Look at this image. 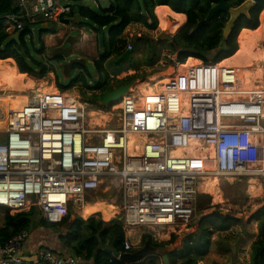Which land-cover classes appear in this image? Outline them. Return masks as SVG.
I'll list each match as a JSON object with an SVG mask.
<instances>
[{"label":"built area","instance_id":"obj_1","mask_svg":"<svg viewBox=\"0 0 264 264\" xmlns=\"http://www.w3.org/2000/svg\"><path fill=\"white\" fill-rule=\"evenodd\" d=\"M12 2L16 11L4 15L12 30L24 28L22 17L27 24L73 23L72 0ZM35 31L32 26L26 38L35 37ZM127 49L132 50V44ZM262 62L261 76L252 83L261 81L260 88L250 91L238 89L228 69L216 84L198 85L197 71L209 65H188L179 80L173 74L169 85L161 84L146 99L150 106L139 104L131 93L122 96L116 105L120 123L113 128L88 121V103L58 89L28 94L15 108L10 104L15 97H10L3 101L6 109H0V208L17 213L36 207L57 222L71 203L84 205L89 193L112 189L126 232L120 258L133 248L137 230L156 236L189 224L207 177L244 178L264 199ZM162 87L166 89L160 93ZM188 147L198 154L211 147L212 155L206 156H212L214 170L195 167L193 157L184 152ZM177 149L183 152L175 154ZM28 235L22 230L0 241V264L22 261ZM36 261L80 264L81 257L43 249Z\"/></svg>","mask_w":264,"mask_h":264},{"label":"trees","instance_id":"obj_2","mask_svg":"<svg viewBox=\"0 0 264 264\" xmlns=\"http://www.w3.org/2000/svg\"><path fill=\"white\" fill-rule=\"evenodd\" d=\"M148 1L146 2L148 3ZM225 1L230 7H233L240 5L245 0ZM123 2H127V0H114L113 6L106 10L96 7H81V15L88 19L89 23H95L99 26H111L112 48L110 52L107 51L95 61V67L98 72L101 75L104 74L98 80L97 84H95L96 86L89 85L82 73L68 87L57 81L58 87L62 91L76 84L83 83L89 90L101 91V94L93 95L95 99H100L103 93L109 91L114 86H119L134 78V76H131L129 80H120L116 85H110V74L107 73L105 66L106 61L111 56L117 59L124 51L126 41L121 40L119 36L127 24L134 20L130 10L122 7ZM155 2L157 4L169 5L173 10L183 12L187 16L186 23L171 40L160 39L157 43L168 47V55L177 54V61L183 63L180 64V69L194 63L201 64V60L195 58L213 63L208 72H206L207 66H201L197 71V78L207 85L213 83V74L217 65L224 59L233 56L239 49L237 39L241 30L244 28L257 29L259 27V16L264 9V0H253V5L249 10V16L243 15L235 22L232 29L226 32L225 28L229 19L228 11H218L211 19L205 20L211 7L214 3H217V0H192V5L190 6L187 0H158L151 3L154 5ZM14 11H16V8L12 0H0V59L12 58L19 72L36 78H44L52 70L51 65L40 57L47 47L42 40L38 44L40 48L37 49L35 37L26 38V34L30 31V28L38 23L41 24V22H29L27 27H24L20 31V39H16L14 34L17 31H10L4 18L5 14ZM150 15L153 22L149 24L145 21V24L148 28H154L157 23L156 17L153 12H150ZM202 20H205V22L198 27L199 22ZM152 42L153 39L150 36H144L143 43L146 45V55L142 58V63L148 66L156 65L161 58L158 49L152 48ZM133 57L132 55L130 60L123 62L127 61L129 65L133 64L136 68L138 67L137 59L135 64L133 63L135 60ZM37 210L36 207H32L30 210L15 214L9 211L5 212L2 218L3 223L0 225V241H7L22 230H28L30 232L36 221L35 215ZM253 217L259 220L260 231L256 241L253 243L252 264H264V252L260 254V249L264 246V206ZM42 225L47 228L57 229L59 232H61L62 227L65 228V233L58 232L59 241L70 251L71 255L81 257L80 264H138L126 263L118 257L123 252L124 241L126 239L123 223L119 219L104 221L96 217V214L87 219H83L80 216H76L73 219L71 217V211L68 210L66 215L57 222H51L45 217L42 219ZM194 236L199 243L198 245H202L204 241L209 242V231L206 228L194 233ZM143 238L146 241L153 240L147 233L143 235ZM153 245L162 247L164 243L153 241ZM136 250L132 248L131 252ZM54 252L57 253V251ZM187 259L185 264H198V260L194 256H189ZM10 264H32V262L21 261ZM39 264L49 263L41 262ZM150 264H155V259H151Z\"/></svg>","mask_w":264,"mask_h":264},{"label":"rangeland","instance_id":"obj_3","mask_svg":"<svg viewBox=\"0 0 264 264\" xmlns=\"http://www.w3.org/2000/svg\"><path fill=\"white\" fill-rule=\"evenodd\" d=\"M94 1L95 0H78V3L83 7L87 6L94 8ZM64 23L68 25H65L66 27H62L60 25L55 24L57 33L55 34L54 39L58 40L60 38L58 36H61L60 32L63 31H66L67 33H72V37L73 35H75V31L70 28L71 20L67 19V21ZM34 27L36 30L45 29V27L40 23L34 25ZM50 34L51 32L43 34L44 45H46L47 48L45 49V52L40 55V57L51 65L50 67L52 70L49 71L47 76L44 78H36L29 75H26V79L21 78L23 80H20L21 82H25L26 80H28V78L29 80H33L35 86L29 87L25 90H22L21 92L18 91L19 94L24 93L25 95H34L38 93L47 92L49 91V88L51 91V89H54L55 86L56 89L62 91L58 87L57 81L63 83L66 87H68L70 80L66 79L62 75L61 67L56 65L53 66L51 64L52 49L54 48V46H49ZM60 40L56 42V45L62 42L64 38ZM237 40L239 43V36ZM263 41L264 39L261 41V43H259L256 49L257 51L263 50ZM36 48H40L38 44H36ZM140 54L138 55L139 59L137 58V56H135V54L133 57L135 59L133 63L135 64L137 59L138 67L136 68L133 64L129 65L127 61L118 64L116 62L117 59H115L114 56H111L106 61L105 66L108 74L115 73L114 77H109L110 85H116L118 81L129 80L131 76H134V78L132 79H135L136 82L131 88L130 93L135 96L139 104H144V101H141L143 97V91L141 89L142 86L144 88L145 84L153 80L155 82H159V80L163 78L170 79V77H172L175 73L177 74L176 78L178 79L180 76V72L178 71L177 66L175 67L170 63L171 58L177 61L176 53L167 56L164 55L160 63L158 62L154 66H148L142 63V58L146 55V49L143 53ZM73 55V57H77V53L74 52ZM259 56H261L260 52H258L257 54V59ZM89 57L90 59L87 57H83L85 59L84 65L82 66L81 70L76 69L73 72L72 77H75L78 73H80V71H82L87 83L88 81H92V84H90L92 86L97 84V76H100V73L95 67V61L98 60L101 56H99L98 54L97 57ZM202 62L209 66L212 65V63L209 61L202 60ZM254 62H256L255 59ZM10 64L11 62L9 61L2 62L0 64V76L2 73L4 74L9 70ZM262 65L263 62L261 60L255 64V67ZM252 67L246 68L252 71L251 73L253 77H250L251 86L252 81L257 77L255 69H252ZM117 72L118 74H116ZM241 76H244L243 73H241ZM9 81L11 82L13 80ZM0 82H2L0 83L1 95L7 92L8 88H6L7 84L4 80L0 79ZM243 83L244 82H240L241 85ZM260 84L261 81H259L256 86H259ZM16 88L20 90L21 87L20 85H17ZM63 92H66L70 96H78V98L81 99L83 102L88 103V121L91 120L93 124H99L100 127L106 126L113 128L118 126V124L120 123L119 111L116 108L117 103H113V105L111 104L103 106L100 104V99H95L93 97L94 94H101V91L89 90L83 85V83H79ZM0 109H2L3 111L6 109V105L3 102H0ZM93 111L98 112V115L92 116L91 112ZM102 114H105L108 118H105L106 120H100L99 118L100 116H102ZM98 122H101L102 124ZM3 124V119H0V127H2ZM209 169L214 170V167L211 168L209 166ZM212 177L213 176L208 177L210 179L206 178V180L204 181L205 183H203V185L201 186V192L198 194L199 196L196 205L195 218L189 224H180L175 227V229L159 231L156 236L153 232L147 233L153 239L151 240V244H153V241H156L163 242L164 245L162 247H157L155 245L156 251L154 253H151L142 261L137 262L138 264H150L151 259H155V264H164L160 249L169 250L168 257L171 264H185L189 256H194L196 260H198V264H252V257L254 251L253 243L254 241H256L260 231L259 220L253 216L258 213L260 209L263 208L264 199L261 198L262 196L259 193L249 194V192H247L249 190L248 182L244 178H232L233 180H226L223 176H216L220 180L218 188L215 190V192L214 190L212 192L208 191L206 187V182L208 180H211ZM98 191H104L105 193L112 191V189L103 190V188H101ZM112 193L113 191L111 192V194H109V196H113V198H110L109 196L102 197L98 192H91L85 199V204H96V202H103L105 204H108L105 207L106 213L94 211V213H89L90 215H86L85 217L83 215V205L71 203L68 209L71 211V217L74 219L76 216H80L83 219H87L90 216L99 212L98 214H96V217H99L104 221H112L114 219L120 220V214L118 213V208L115 205L114 195H112ZM109 205L112 207H116H114V214L110 212L111 208H109ZM5 212H7V210L0 208V224L3 223L2 218ZM35 216L36 221L31 229V231L34 233H36V228L39 229V227L43 226L42 219L45 218L44 214L40 210H37ZM205 228L209 231V242L204 241L202 245H198L199 243L197 242L194 233L202 231ZM64 229L65 228L62 227L61 231H65ZM133 233V248L139 249L144 247L146 239L143 238V235L145 234V231L137 230ZM170 247L174 249L172 250L170 249ZM21 258L23 260V256Z\"/></svg>","mask_w":264,"mask_h":264},{"label":"crops","instance_id":"obj_4","mask_svg":"<svg viewBox=\"0 0 264 264\" xmlns=\"http://www.w3.org/2000/svg\"><path fill=\"white\" fill-rule=\"evenodd\" d=\"M146 1L147 0H127V2L122 3V7L130 10V13L133 16L134 20H132L129 24H127V26L124 28V30L122 31L119 38L121 40L126 41L123 50H127L128 44H132L133 56L135 54V56L138 57V55L140 53H143L146 49V45L143 43L144 36L145 35L150 36L153 39V42H155V48L158 49V52H159L160 57H161L160 58V61H161L162 58L164 57V55L165 56L168 55L169 49L167 46L161 45L160 43H157V42L160 39H163L164 33L168 32V31H169V34H171V39H172L173 36L178 32V30L186 23L187 16L183 12H178V11L173 10L169 5L157 4L156 2L153 5L151 3L154 1H158V0H151V2L149 0L148 3ZM113 2H114V0H108L107 3L102 4V5L100 4V5L104 8L110 9L111 6H113ZM187 3L189 6L192 5V0H187ZM84 7H87V6H84ZM95 7L96 6L94 5V8ZM150 12H153V14L156 17L157 23H156V27H154V28H148L147 25L145 24V21H147V23H149V24H151L153 22V19L151 18V15H150ZM74 13H75V11H74ZM82 18H83V21L85 23H83L81 25H77V23L75 21V14H74V18L72 19L73 23L70 24V28L75 31V35H73V37H72V35H71L72 33H67L66 31H63V32H60L61 36L57 35L58 37H60L58 40L54 39V36L57 33L56 28H55V24H52L53 28H54L53 31L47 30V28H49V26L51 24H46V23L41 24L46 29V30H44V31H46L45 33L51 32V34L49 35V41H50L49 46L55 47L57 45H64V42L67 43V41H64V40L71 39L72 43H70V45L73 48V53L74 52L77 53V57H87L89 59H90L89 56L97 57L98 54H99V56H102L108 50H111V48H112V45H111V26H109V25L99 26L95 23L89 24L88 19L84 18L83 16H82ZM259 20H260L259 28L264 29V9L260 13ZM8 29L10 31H13L11 28H8ZM100 29H103V39L101 37ZM255 30H257V29L244 28L241 30L239 35H241L242 32H244V34L246 32L255 33ZM62 38H64V40H63L64 42L62 41L56 45V42ZM255 39L258 41H254L249 46H248V43L246 44L247 45L246 46L247 47V52H246L247 55L245 54L243 59L240 58L241 60H239V59L233 60L229 64V66L227 67V69L229 70V73L232 71L233 66H230L232 64H236L237 66L248 65L249 67H252L254 65L252 67V69L254 68L256 71V67H255L256 63L254 62V60L248 61V60H245L244 58H251L252 59L253 57L251 56V54H258V52H260V54H261L260 57H263L264 51L263 50L257 51L256 49H257L259 43H261V41L264 39V31H263V36L261 39L260 38H255ZM244 40H245V37H244ZM151 46H152V43H151ZM239 49H240V42H239ZM189 58H195V57H189ZM231 58L232 57H229L226 59L228 60ZM195 59L201 60L199 58H195ZM226 59H224V60H226ZM8 61L11 62V64L9 65V70L7 72H5L4 74L2 73L0 76V79L4 80L5 83L7 84L6 88L17 89L16 86L20 85V87L22 88V89L20 88V90H25L29 87L35 86L34 81L31 79L27 80L25 82H21L19 80L17 81V80L12 79L13 81H11V82H13V83H11L9 81L11 79H10V77H8V76H10V74H9L10 69L12 67H15L18 70V68L16 66L14 59H12V58L0 59V64L2 62H8ZM160 61H159V63H160ZM180 64H183V63H181V62L179 63L177 61L176 66H177V69L180 72V76H181V73L183 72V70L188 65L185 66L184 68L180 69L179 68ZM260 67H262V66H260ZM243 71L246 72L247 69H245ZM18 72H19V70H18ZM20 74H23L24 76L25 75L28 76V74H26V73L20 72ZM114 74L115 73H111L110 77H114L115 76ZM116 74H118V72ZM260 75H257V77H259ZM180 76L177 80L180 79ZM214 76L215 75L213 74V79H214ZM232 76H234V75H232ZM100 78H101V74H100V76H97L98 80ZM196 79L198 81L202 82L200 79H198V78H196ZM170 81L171 80L168 78H163V79L159 80V82H155L154 80L150 81L149 83L145 84L144 88L142 86L141 89L143 91V93H142L143 97H142L141 101H144L143 105L145 107H147V105L150 106L149 105L150 103L146 102V99H148L147 95H146L147 92L153 93V95H155L156 89H158L161 84H166V86H167V85H169ZM0 83H2V82H0ZM88 84L89 85L92 84V81H88ZM203 84H205V83H203ZM237 84H238L237 85L238 89L245 90L244 87H246V86H242L238 82H237ZM205 85H207V84H205ZM55 87L53 90H56ZM165 89H166V87H162L160 89L161 90L160 93H162V91H164ZM5 93H7V92H5ZM13 93H18V91L13 92ZM67 96L68 97H74V98L76 97V96H70L68 94H67ZM96 192H98V191H96ZM98 213L99 212H97L96 214H98ZM90 214H88V215H90ZM48 229H50V230H48ZM35 230H36V233H34L32 231H30V232L28 231L29 235L27 237V240L24 244V248L22 250V256H23L22 262L26 261V262H32V264H38L36 261V255L40 250H43V249H51V250L57 251V253L62 254V255H69L70 254V251L67 248H65L61 244V242L59 241V235H58L59 231L57 229L45 228L44 226H41V227H39V229L36 228ZM59 233H65V231H61Z\"/></svg>","mask_w":264,"mask_h":264},{"label":"water","instance_id":"obj_5","mask_svg":"<svg viewBox=\"0 0 264 264\" xmlns=\"http://www.w3.org/2000/svg\"><path fill=\"white\" fill-rule=\"evenodd\" d=\"M72 1L74 2L75 5L74 7L75 21L77 25H81L85 23L81 15V5L78 3V0H72ZM107 1L108 0H95L93 3L97 8L106 10L107 8H104L101 5L105 4V2ZM252 5H253V0H245L240 5L233 7H230L225 0H217V3L213 4L205 20L211 19L213 15L218 11L221 10L228 11L229 19L225 31L229 32L238 19H240L243 15L249 16V10L252 7ZM20 20L22 21L24 27H27L26 19L22 17L20 18ZM205 20L200 21L198 27L202 25L205 22ZM44 30L46 29H37L35 31V42L37 44H39L43 40V34H45L46 32ZM47 30L53 31L54 30L53 25L51 24L49 28H47ZM100 32H101V37L103 39V29H100ZM14 37L16 39H20L21 32L20 31L15 32ZM163 39L171 40V34H169V31L164 33ZM67 43L69 45H57L54 47V49L52 50L51 64L53 66L55 65L60 66L62 69V75L66 79H69L71 83L72 81L77 80L81 76L82 71H80V73H78L75 77H72L73 72L76 69L81 70L82 66L85 63V59L83 57H73L74 56L73 48L70 45V43H72L71 39H68ZM152 48L153 49L155 48V42H152ZM108 52H110V50H108ZM132 55H133L132 50H128V49L124 50L122 54L117 58L116 62L119 64L125 60H130L132 58ZM170 63L175 67L177 65V61L173 58L170 59ZM135 82H136L135 79H131L124 84H121L119 86H114L109 91L102 94L100 99V104L105 106V105H111L113 103H117L122 98V96L129 94L131 92V87L135 84ZM111 192L112 191L104 193V191H98V193L103 197L109 196ZM170 249L173 250L174 248L170 247ZM155 251H156V247L153 244H151L150 240H147L145 242L144 247L139 248L134 252L123 253L120 256V259L126 263H137L142 261L147 256H149L151 253H154ZM263 252H264V246L260 249V254H263ZM160 253L162 255L163 263L171 264L168 257L169 250L160 249Z\"/></svg>","mask_w":264,"mask_h":264},{"label":"bare ground","instance_id":"obj_6","mask_svg":"<svg viewBox=\"0 0 264 264\" xmlns=\"http://www.w3.org/2000/svg\"><path fill=\"white\" fill-rule=\"evenodd\" d=\"M259 28V27H258ZM257 28V30H255V33H253V32H251V33H249V32H246L245 34H244V32H242V34L241 35H239V38H240V49H238L237 50V52L233 55V56H231L232 58L231 59H226V60H223V61H221L218 65H217V67H216V69H215V72H214V80H213V83L211 84V86L212 85H214V84H216V82H217V77L219 76V75H221V74H224L223 72L227 69V67L229 66V64L233 61V60H236V59H239V60H241L240 58H242L243 59V57H244V55L246 54L247 55V43H248V46L249 45H251L254 41H258V40H256L255 38H262V36H263V31H264V29L263 28H259L258 29ZM262 35V36H261ZM244 37H245V40H244ZM251 56L253 57L252 59L251 58H244L245 60H248V61H251V60H256V62L255 63H257L258 61H261V60H263L264 59V55H263V57H261L260 58V56L258 57V59H257V54H251ZM230 66H233L232 67V71L230 72V73H232L233 75H234V78L237 80V82L238 83H240V82H244L243 84H242V86H246V87H244V89H245V91H250V90H254L255 88H252V87H256V85L255 86H251L250 84V81H251V78L250 77H253L252 76V71L250 70V69H247V71L246 72H244L243 70L244 69H246V68H251V67H249L248 65H241V66H237L236 64H232V65H230ZM210 67H211V65L210 66H207V68H206V72H208L209 71V69H210ZM244 68V69H243ZM261 72H262V68L260 67V66H258V67H256V71H255V73H256V76L257 75H260L261 74ZM241 73H243V77L241 76ZM250 73V74H249ZM9 74H10V79L12 80H22V79H26V75L24 76L23 74H20V72H18V70L15 68V67H12L11 69H10V72H9ZM22 78V79H21ZM239 79V80H238ZM28 80H29V78H28ZM197 80V79H196ZM255 80V79H254ZM253 80V81H254ZM23 81V80H22ZM27 81V80H26ZM253 81H252V83H253ZM197 84L198 85H205V84H203L202 82H200V81H198L197 80ZM205 86H207V85H205ZM208 86H210V85H208ZM217 86V85H216ZM258 86V85H257ZM133 87V86H132ZM131 87V88H132ZM258 88H260V86L258 87ZM257 88V89H258ZM53 89V88H52ZM51 89V90H52ZM16 91H22V90H18V89H8V91H7V93H5V94H1L0 95V102H5V101H8L9 99H10V97H15L12 101H11V106L12 107H19L20 105H22L24 102H25V100L28 98V95H25L24 93L23 94H20L19 96H12L13 94V92H16ZM49 91H50V88H49ZM146 95H147V98L148 99H150L151 97H152V95H153V93H150V92H147L146 93ZM70 99H72V100H75V98H72V97H69ZM117 108V107H116ZM101 113V112H100ZM91 115L92 116H94V115H98V112H91ZM105 118H108L105 114H102V116H100V120L101 119H105ZM106 120V119H105ZM103 122V121H102ZM98 123H101V122H98ZM95 124V123H94ZM102 124V123H101ZM99 125V124H98ZM132 141L133 140H131L130 141V143H129V146H131V144H132ZM206 150H203V153H200V154H198L197 153V151L194 149V147H188L184 152H186V153H188V154H190L192 157H193V165L195 166V167H203V168H206V169H209V166L212 168V167H215V162L213 161V159H212V156H209V157H207L206 156V154L207 153H210V155H212V149H211V147H207V148H205ZM207 151V152H206ZM175 152V154H180V153H182L183 151H182V149H177V150H175L174 151ZM210 162V163H208V162ZM210 170V169H209ZM208 178V177H207ZM208 179H210V178H208ZM229 180L230 179H232L231 177L230 178H228ZM205 183V182H204ZM219 183H220V180H219V178L218 177H216V175L215 176H213L212 178H211V180H208L207 182H206V187H207V190L208 191H213L214 190V192H215V190L218 188V185H219ZM253 183V182H252ZM247 192H249V193H255V192H257V190L255 189V186H254V184H250V187H249V190L247 191ZM105 201V200H104ZM106 205H108V204H105V203H103V202H99V203H97L96 202V204H84L83 205V215L84 216H86V215H88L89 213H94V211H99V212H104V213H106L105 212V207H106ZM115 207V206H114ZM114 207H112V206H110L109 205V208H111L110 209V212L111 213H115V208ZM108 208V209H109ZM113 214H112V216H113ZM108 215H109V213H108Z\"/></svg>","mask_w":264,"mask_h":264},{"label":"flooded vegetation","instance_id":"obj_7","mask_svg":"<svg viewBox=\"0 0 264 264\" xmlns=\"http://www.w3.org/2000/svg\"><path fill=\"white\" fill-rule=\"evenodd\" d=\"M64 41H66V40H64ZM64 41H63V42H64ZM64 45H68V44H67L66 42H64ZM123 63H124V62H123ZM100 99H101V98H100Z\"/></svg>","mask_w":264,"mask_h":264},{"label":"clouds","instance_id":"obj_8","mask_svg":"<svg viewBox=\"0 0 264 264\" xmlns=\"http://www.w3.org/2000/svg\"><path fill=\"white\" fill-rule=\"evenodd\" d=\"M131 252V251H130ZM133 252V251H132Z\"/></svg>","mask_w":264,"mask_h":264}]
</instances>
